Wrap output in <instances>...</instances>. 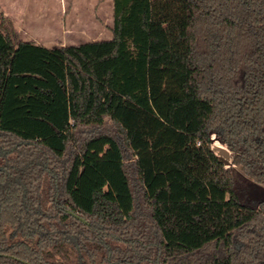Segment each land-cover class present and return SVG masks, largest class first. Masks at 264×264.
Segmentation results:
<instances>
[{
  "label": "trees",
  "instance_id": "obj_1",
  "mask_svg": "<svg viewBox=\"0 0 264 264\" xmlns=\"http://www.w3.org/2000/svg\"><path fill=\"white\" fill-rule=\"evenodd\" d=\"M111 32L0 14V264H264V0H114Z\"/></svg>",
  "mask_w": 264,
  "mask_h": 264
},
{
  "label": "crops",
  "instance_id": "obj_2",
  "mask_svg": "<svg viewBox=\"0 0 264 264\" xmlns=\"http://www.w3.org/2000/svg\"><path fill=\"white\" fill-rule=\"evenodd\" d=\"M0 14L13 21L19 40L50 48L79 46L109 40L102 33L112 35L114 0H47L46 5L44 0H0Z\"/></svg>",
  "mask_w": 264,
  "mask_h": 264
},
{
  "label": "rangeland",
  "instance_id": "obj_3",
  "mask_svg": "<svg viewBox=\"0 0 264 264\" xmlns=\"http://www.w3.org/2000/svg\"><path fill=\"white\" fill-rule=\"evenodd\" d=\"M55 1L56 0H53V2H55ZM50 2H52V1H50ZM46 4H47V0H44V5H46ZM43 28L46 29V28H50V27H48V25H45ZM106 34H108V36H106ZM102 37H106L105 39H111L112 35L111 34L109 35V32L106 30L102 33ZM210 136L211 137L215 136L217 139H219L217 137L216 133H211ZM213 144L214 143L211 144L212 149H214ZM224 147L227 148L226 145ZM79 164H80L81 168L84 171H86L89 174V176L97 183V185L107 192L111 201H113L115 204H118L117 198L119 196V192L114 190L109 185L107 180L94 168L95 165L94 164L90 165V164L86 163L85 161H83V159L79 160ZM226 167H229V166H226ZM236 195H238V198L241 201V203L247 204V205H249V204L253 205V204H256V203L264 200V186L259 185V184L254 183V182H249V184L247 186L243 187V189L237 190Z\"/></svg>",
  "mask_w": 264,
  "mask_h": 264
},
{
  "label": "water",
  "instance_id": "obj_4",
  "mask_svg": "<svg viewBox=\"0 0 264 264\" xmlns=\"http://www.w3.org/2000/svg\"><path fill=\"white\" fill-rule=\"evenodd\" d=\"M219 154L220 156H223L224 157V161L223 163L226 165V166H230L231 165V152L227 149V148H221L219 150ZM73 216H75L77 219L85 222L79 215L75 214V213H71Z\"/></svg>",
  "mask_w": 264,
  "mask_h": 264
}]
</instances>
